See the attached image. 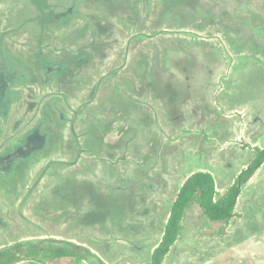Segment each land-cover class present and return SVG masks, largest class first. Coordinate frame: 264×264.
<instances>
[{
    "label": "rangeland",
    "instance_id": "374dc122",
    "mask_svg": "<svg viewBox=\"0 0 264 264\" xmlns=\"http://www.w3.org/2000/svg\"><path fill=\"white\" fill-rule=\"evenodd\" d=\"M264 147V0H0V251L148 264L183 181ZM235 214L185 209L161 264H264V163Z\"/></svg>",
    "mask_w": 264,
    "mask_h": 264
},
{
    "label": "trees",
    "instance_id": "16d2710c",
    "mask_svg": "<svg viewBox=\"0 0 264 264\" xmlns=\"http://www.w3.org/2000/svg\"><path fill=\"white\" fill-rule=\"evenodd\" d=\"M263 163L264 147L257 150L252 161L240 171L234 182L218 197H216L215 180L211 173L197 171L187 176L172 202L162 238L154 248L151 261L148 264L162 263L170 246L179 236L185 209L191 202L197 201L209 220L228 222L235 214L234 210L240 193V185L245 184ZM79 249L77 245L69 242H63L57 246H45L39 243L16 245L10 251H0V264L17 262L20 254L23 257L47 260L75 257L78 261Z\"/></svg>",
    "mask_w": 264,
    "mask_h": 264
}]
</instances>
